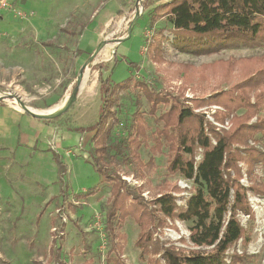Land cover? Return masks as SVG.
I'll return each instance as SVG.
<instances>
[{
	"label": "rangeland",
	"instance_id": "rangeland-1",
	"mask_svg": "<svg viewBox=\"0 0 264 264\" xmlns=\"http://www.w3.org/2000/svg\"><path fill=\"white\" fill-rule=\"evenodd\" d=\"M167 1L0 0V101L16 108L21 103L32 109L48 110L73 98L60 114L46 118L49 122H42V127H29L19 120L1 130L14 136L18 128H25L36 138L25 143L16 137L0 136V264H85L89 259L90 264H113L107 259L115 258L116 253H111L105 230L112 182L102 181L91 156V127L98 121L102 105L100 74L113 82H128V87L114 96L113 115L108 119L111 141L132 135L137 110L146 127L139 148L140 159L146 164L144 177L129 150L108 160L110 171L145 203L163 192L168 183L177 184L182 189L175 192L177 204L185 205L194 183L179 174L167 173L168 146L159 145L154 132L161 126L156 117L169 104L160 105L151 114L142 87L174 96L185 105L196 107V112L205 114L217 127L229 128L228 120L222 125L212 117L216 110H223L222 104L200 102L217 87L215 78L200 83L201 66L231 58L257 59L264 56V41L234 43L202 54L177 46L170 38L171 24L166 18L150 26L151 11ZM140 6L141 15L129 35ZM107 18L109 22L100 40H106V44L91 58L87 66L89 78L82 89L80 75L84 63L100 42L94 28ZM161 29L169 40L164 42L166 63L158 64L148 56V47ZM180 64L190 65L187 74L181 71L180 76L176 75ZM220 88L229 89L225 84ZM262 89L264 80L254 88V93ZM243 110L236 112L241 114ZM258 114H264V105L258 107ZM256 137L259 141L255 145L263 150L264 135L259 133ZM250 143L254 144L253 140ZM201 152L197 150V161ZM240 165L245 172V161ZM256 173L264 182V165H258ZM245 175L242 183L248 185ZM91 189L95 192L90 193ZM249 200L255 211L254 222L246 215L239 217L251 231V241L247 247L239 241L235 249L246 251L243 264H264V196L249 194ZM190 224L168 219L166 225L156 228L154 238L166 246L188 248ZM121 231L126 237L120 253L125 264H147L135 245L139 226L133 216L127 217ZM232 252L231 249L229 253Z\"/></svg>",
	"mask_w": 264,
	"mask_h": 264
},
{
	"label": "trees",
	"instance_id": "trees-1",
	"mask_svg": "<svg viewBox=\"0 0 264 264\" xmlns=\"http://www.w3.org/2000/svg\"><path fill=\"white\" fill-rule=\"evenodd\" d=\"M161 18L171 24L170 38L174 44L199 54L234 43L264 41V0H169L151 11L150 26ZM168 40L161 29L149 44L150 59L158 64L166 63L164 42ZM168 65L173 64L168 62ZM178 66L181 70L176 75L180 76L181 71L185 75L190 70L188 64ZM201 69L200 83L215 78L217 87L200 102L222 104L223 110H216L212 117L222 125L228 120L229 128L217 127L205 114L196 112V107L187 106L174 96L142 87L151 114L154 115L160 105L169 104V108L156 117L161 126L154 132L158 144L168 146L167 173L179 174L194 183L183 206L177 204L175 192L182 190L177 184L168 183L163 192L145 203L141 196L134 195L133 189L121 177L110 171L108 160L129 150L140 169V176L144 177L146 164L140 159L139 148L146 127L142 113L137 110L133 115L132 135L111 141L108 119L113 115L114 96L127 88L128 82H113L103 78L102 74L99 76L102 105L99 119L91 127L94 131L91 156L102 181L112 182L105 211V230L110 238L111 253H116L115 258L107 259L113 264H125L120 256L126 239L121 229L128 216H133L139 226L135 245L147 264L245 262L246 251L239 252L235 247L239 241L247 247L251 231L243 226L239 216L246 215L251 223L254 222L255 211L249 194L264 196V182L256 173L257 166L264 165V147L261 150L255 145L259 141L256 135H264V114H258V107L264 105V89L254 93V88L264 80V56L221 60L203 64ZM224 84L229 89L220 91ZM222 99L224 103H221ZM241 108L243 112L237 114ZM252 140L254 144L250 143ZM198 149L202 150L199 161ZM242 161L247 165L245 172L240 165ZM244 175L248 185L242 183ZM94 192L95 189H91L90 193ZM168 219L191 223L188 248L166 246L154 238L156 228L166 225ZM51 251L56 254L54 249ZM90 263L89 259L85 264Z\"/></svg>",
	"mask_w": 264,
	"mask_h": 264
},
{
	"label": "crops",
	"instance_id": "crops-1",
	"mask_svg": "<svg viewBox=\"0 0 264 264\" xmlns=\"http://www.w3.org/2000/svg\"><path fill=\"white\" fill-rule=\"evenodd\" d=\"M108 19V18H107ZM105 20L104 22L96 23V27L94 28V32L97 35V41L99 42L101 40V36L103 34V28L105 25L109 22L108 20ZM94 22V21H93ZM92 22V23H93ZM91 23V24H92ZM95 23V22H94ZM20 108H16L15 106L9 104L8 102L5 101H0V136L6 137H16L17 140L24 141L25 143L28 142H33L34 139L36 138L32 135H29L30 132H28V129L25 128H18V133L13 134L11 132H6V131H1L3 128L5 129L8 124L10 123H17L19 120L24 121V123H27L29 127H42L43 123L42 122H49L48 119H42L39 117H35L32 114L28 112H24V110ZM40 119L41 121H39ZM2 144V142L0 143Z\"/></svg>",
	"mask_w": 264,
	"mask_h": 264
},
{
	"label": "water",
	"instance_id": "water-1",
	"mask_svg": "<svg viewBox=\"0 0 264 264\" xmlns=\"http://www.w3.org/2000/svg\"><path fill=\"white\" fill-rule=\"evenodd\" d=\"M139 15H141V14L138 13V15L134 18V21H133V23L131 24V26H130V28H129V30H128L129 35H130V33H131L132 26L135 24V21L138 19ZM129 35H128V36H129ZM105 44H106V40H102V41L99 42L97 48H96V49L94 50V52L92 53L90 59H88V60L84 63L83 71H85L86 68H87V66H89V64L91 63V61H92L91 58L95 57V56L100 52V50L104 47ZM83 71L81 72V75H80V76L83 75V73H84ZM78 82L80 83L81 80L79 79ZM72 100H73V98L67 100L66 103H65V105H64L61 109H59L56 113H54V114H50V115H38V114H36V113H32L31 111L28 110V106H27V105H24V104H22V105H23V107L25 108V110H24L25 112H28V113L32 114L33 116H35V117H39V118H42V119H46V118H50V117H53V116H56V115L60 114V113L63 111L64 108H67V107L70 105V103L72 102Z\"/></svg>",
	"mask_w": 264,
	"mask_h": 264
},
{
	"label": "bare ground",
	"instance_id": "bare-ground-1",
	"mask_svg": "<svg viewBox=\"0 0 264 264\" xmlns=\"http://www.w3.org/2000/svg\"><path fill=\"white\" fill-rule=\"evenodd\" d=\"M105 49H106V51H108L107 47ZM89 73H90V68L87 67L86 70L83 73V81H82L83 83L81 82L82 83L81 84L82 89H83L84 84L86 83V81L89 78ZM65 103H66V100L61 105H57L56 107L50 108L48 110L47 109H45V110L32 109L30 107H28V110L31 111L32 113H36L38 115H50V114L56 113L59 109H61L65 105ZM17 107L20 108V109L25 110V108L23 107V105L21 103H17Z\"/></svg>",
	"mask_w": 264,
	"mask_h": 264
},
{
	"label": "built area",
	"instance_id": "built-area-1",
	"mask_svg": "<svg viewBox=\"0 0 264 264\" xmlns=\"http://www.w3.org/2000/svg\"><path fill=\"white\" fill-rule=\"evenodd\" d=\"M139 4H140V3H139ZM136 11H138V13L141 14V12H142V8H141V6H140V8H139L138 10H136Z\"/></svg>",
	"mask_w": 264,
	"mask_h": 264
}]
</instances>
